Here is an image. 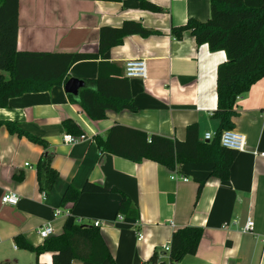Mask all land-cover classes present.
I'll list each match as a JSON object with an SVG mask.
<instances>
[{"label": "crops", "instance_id": "crops-1", "mask_svg": "<svg viewBox=\"0 0 264 264\" xmlns=\"http://www.w3.org/2000/svg\"><path fill=\"white\" fill-rule=\"evenodd\" d=\"M146 1L161 10L141 9L139 0H18L19 51L95 54L99 28L118 27L125 20L156 33L127 35L98 59L78 61L68 71L69 78L83 81L96 77L101 60L120 68L122 75L126 60H144L145 77L123 75L135 111H106L103 119L91 120L70 100L72 95L64 92L63 85L11 98L7 107L0 108V120L15 122L47 144L43 150L0 126V198L7 191L19 196L15 205L0 201V264H34L35 255L16 246L15 236L38 246L44 240L36 233L38 227L50 224L56 235L72 220L100 223L101 237L115 264H146L153 251L166 264H264V158L252 154L264 149V77L235 100L232 130L242 133L246 143L233 159L229 178L206 180L198 195L196 179L209 174L211 163L176 166V174L186 178L183 181L151 160L133 162L100 151L93 140L104 137L113 124L178 140L191 123L197 124L202 140L204 133L214 135L217 129L218 121L212 117L216 69L226 60L225 53L197 44L188 31L181 38L170 33L172 26L190 18L206 21L209 0ZM3 76L9 79L8 72L3 71ZM64 119L72 120L84 138L65 144ZM43 151L51 154L59 176L48 194L37 187L36 163ZM86 181L121 190L136 207L138 218L117 220L120 196L115 192L81 193L74 205H59L68 185L80 189ZM55 208L69 210V216H55ZM248 217L254 225L244 233ZM185 226L202 229L199 245L194 254L171 263L162 246L169 244L174 230ZM37 261L51 264V253L38 255ZM71 264L90 263L73 260Z\"/></svg>", "mask_w": 264, "mask_h": 264}, {"label": "trees", "instance_id": "trees-1", "mask_svg": "<svg viewBox=\"0 0 264 264\" xmlns=\"http://www.w3.org/2000/svg\"><path fill=\"white\" fill-rule=\"evenodd\" d=\"M118 1V0H103ZM144 10L159 12L158 6L139 0ZM210 16L206 21L188 19L181 26H172L170 33L181 38L188 31L197 44H206L210 51L221 50L226 60L216 69V109L212 117L218 126L210 140L199 138L196 123L185 127L184 138L178 140L120 124H113L104 137L94 136L100 151L121 158L139 162L148 159L169 170L186 163H211L209 174L197 181V195L210 178L225 181L237 151L223 148L219 144L222 130L232 129L234 104L238 96L247 92L259 79L264 77V0H209ZM18 30V0H0V108L8 106L11 98L25 93L48 91L63 85L68 79L71 65L78 61L98 59L110 47L121 44L127 35L148 36L156 33L134 20H125L118 27L101 26L99 44L95 54L79 52L51 53L43 51H19L16 49ZM3 71L8 72L5 79ZM77 98L69 96L91 120L103 119L106 111H135L131 102L128 79L120 68L99 61L97 75L86 79ZM0 126L11 134L24 136L29 141L46 149L47 144L20 128L15 122L0 120ZM62 126L66 133L82 134L70 119H64ZM51 154L43 151L36 163L38 190L48 194L58 180V173L51 165ZM118 193L120 201L117 212L123 217L137 219L138 211L125 193L117 188H105L99 184L84 182L80 189L68 185L63 191L59 205H74L81 193ZM202 236L199 227L185 226L174 230L170 238L167 261L179 262L185 255L194 254ZM15 245L35 255L51 253V264H71L78 260L90 264L109 261L115 264L112 255L101 237L98 227L77 224L72 220L62 232L45 238L42 244L32 246L23 236L14 238ZM146 264H166L153 251Z\"/></svg>", "mask_w": 264, "mask_h": 264}, {"label": "built area", "instance_id": "built-area-1", "mask_svg": "<svg viewBox=\"0 0 264 264\" xmlns=\"http://www.w3.org/2000/svg\"><path fill=\"white\" fill-rule=\"evenodd\" d=\"M146 73V66H145V61L142 59H130L126 60L124 62V67H123V75L127 78L131 77H140L143 78L145 77ZM213 137V134L210 132H206L203 135V140H210ZM84 138L83 134L80 135H72L69 133H65L62 136V141L65 144H73L77 142L78 140H81ZM245 136L242 133H239L237 131H234L232 129H226L222 130L219 136V144L226 149H231L235 151H242L245 148ZM253 156L255 157H261L264 158V149L262 150H253L252 151ZM177 172L173 170L171 172V177L176 178L178 177L179 179L186 181V178L182 176H178L176 174ZM19 199V196L16 192L14 191H7L5 192L1 198L0 201L3 204H9V205H15ZM54 215H63L68 217L69 216V210L61 211L59 208L54 209ZM124 217L122 214H117V220H123ZM93 226L98 227L100 223L98 221H94L92 223ZM253 221L251 218H246L243 226H242V231L244 233H250L253 229ZM36 233L38 236L42 239H45L51 235L54 234V230L50 224H43L42 226L38 227L36 229ZM142 235L140 233L137 234V239H141ZM170 245L166 244L162 246V251L163 254L167 256V253L169 252ZM162 255H159L158 258H161Z\"/></svg>", "mask_w": 264, "mask_h": 264}, {"label": "water", "instance_id": "water-1", "mask_svg": "<svg viewBox=\"0 0 264 264\" xmlns=\"http://www.w3.org/2000/svg\"><path fill=\"white\" fill-rule=\"evenodd\" d=\"M84 85V82L80 79L69 78L63 84V90L66 94L77 96L79 89Z\"/></svg>", "mask_w": 264, "mask_h": 264}]
</instances>
